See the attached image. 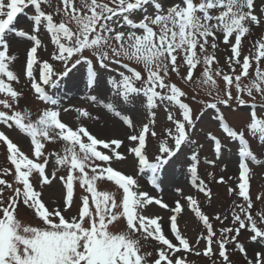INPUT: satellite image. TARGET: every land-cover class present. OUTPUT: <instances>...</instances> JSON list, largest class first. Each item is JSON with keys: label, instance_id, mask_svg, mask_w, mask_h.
I'll list each match as a JSON object with an SVG mask.
<instances>
[{"label": "snow or ice", "instance_id": "obj_1", "mask_svg": "<svg viewBox=\"0 0 264 264\" xmlns=\"http://www.w3.org/2000/svg\"><path fill=\"white\" fill-rule=\"evenodd\" d=\"M28 10H31L26 16L30 27L24 30L17 22ZM252 26H264V6L257 0H0V94L5 97L0 99V106L7 110H0V125L8 129L15 126L29 137L34 157L29 158L17 143L0 131V143L6 146V158L14 166V169H3L4 177L13 176L12 182L0 178V264H189L182 255L189 252L208 257L211 264H217V259L222 264H231L226 247L229 244L244 256L246 264H264V213L256 214L258 226L251 211L253 201L247 163L250 160L259 165L261 161L250 150L246 139L247 133L264 145V40L254 43L250 55H243L241 48L242 39L250 34ZM41 32L48 35L54 46L49 60L38 58ZM12 40L29 43L23 74L30 90L45 105L35 120L30 112L15 110L23 93L12 83L20 82L19 75L11 68L17 60L10 51ZM221 43L230 47L228 72L214 67L218 64L215 52ZM55 62H59L60 71L56 70ZM198 66H202V71L200 77L194 79ZM81 69L86 70L89 89L94 88L102 71L108 74L106 83L113 102L98 101L96 95H89L87 99L118 117L134 132L132 118L123 115L122 109L136 100L144 104L149 121L141 124L138 133L127 137L137 142L127 151L137 160L140 173L151 172L153 187L158 172L182 146L196 143L190 139V133L195 130L197 121L209 111L214 114L223 133L240 145L238 191L228 189L229 195L235 194L243 201L233 202L230 215L235 227L222 228L217 239L209 216L201 212L196 199L185 196L182 199L187 201L186 206L206 229V235L190 242L177 226V217L183 211L180 199L170 207L147 192L133 190L138 187L137 180L111 166L113 160L126 159L118 151L123 141L97 139L86 127L73 130L61 121V111L69 109H60L59 102L48 94L45 86L55 89L61 80ZM172 74L185 85L193 86V91L205 89L210 100L198 101L204 106L198 115L185 102L188 93L171 82ZM217 78L222 79L223 88ZM198 95L191 99L197 100ZM233 104L237 107L250 104L245 129L236 130L226 121L220 105L228 109ZM160 106L174 125V129L166 130L167 137L174 141V148L164 140L159 143L155 162H150L145 154L147 137L158 135L150 130V125L155 124L153 110ZM74 111L79 114L77 119L90 116L83 108ZM175 111L182 119L175 117ZM93 118L100 119L99 116ZM207 139L214 143L218 159L221 141L211 133L207 134ZM57 140L64 142L63 154L52 152L50 155L55 156L54 167L62 166L66 171V175L59 177L56 172L46 173L49 159L43 151L45 141ZM104 149L109 154H105ZM198 156L196 152L190 156L191 184L211 200V189L198 175ZM206 163L214 166L215 160ZM57 179L65 189V196L58 207L49 208L35 185L43 187ZM103 180L114 182L122 190L121 201L107 191L98 190L97 182ZM216 182L226 183L223 177ZM76 183L87 194L81 197L75 215H65L74 204ZM256 200H262V196L258 195ZM153 204L171 213L169 234L163 231L161 217L151 218L138 211ZM20 205L32 210L36 226L21 222ZM121 218L126 221V230L113 231L110 226H117ZM215 219L223 224L228 216L222 219L217 215ZM241 229L250 231L253 243L262 244L251 257L237 240ZM233 232L235 235L230 236ZM201 239L205 242L202 250L198 248ZM149 240L157 243L155 252L145 250L142 241Z\"/></svg>", "mask_w": 264, "mask_h": 264}, {"label": "rangeland", "instance_id": "obj_2", "mask_svg": "<svg viewBox=\"0 0 264 264\" xmlns=\"http://www.w3.org/2000/svg\"><path fill=\"white\" fill-rule=\"evenodd\" d=\"M258 3H261V6H264V0H257ZM27 14H31V10L25 15L18 17L17 26L24 30H28L30 27V22L27 20ZM40 38L42 40L41 49L38 50V58L41 60H49L50 54L54 50V46L51 44L48 35L44 32H41ZM231 39V38H230ZM258 40H264V26L256 27L252 26V31L248 36L242 39V53L243 55H250L254 51L252 46ZM29 47L27 42H15L11 43V54L17 57V60L11 65L14 73L18 74L20 77V82L17 84L13 83V87L17 91L23 93L22 97L19 100V105L15 110L21 112H30L31 118L35 120L37 118L38 112L40 109L44 108L45 105L40 102L35 96L34 92L30 90V85L28 84L26 77L23 74V65L25 61L26 49ZM212 50L209 48V52ZM215 55L218 58V64H215L214 67H220L224 69L225 72H228L227 68V57L231 55L230 47L228 45L220 44L218 50L215 52ZM255 65H253L254 68ZM55 67L57 71H60L59 62H55ZM264 67V63H262ZM137 70H141L137 67ZM186 69H182V72H185ZM202 71V66H198L194 73V79L200 77ZM240 71L237 67V73ZM253 72V69H250V73ZM107 76L105 72H101L95 86L92 89H89L86 80V70L81 69L80 71H74L67 78L59 82V87L53 89L49 86L46 87L48 94L55 98L59 102V108L63 109L67 107L68 112L61 111L60 119L62 122L66 123L73 130H76L80 126H84L88 131L94 135L97 139L104 141H110L112 139H119L123 141V144L118 151L123 153L126 156V159L123 161L111 162V166L120 171L122 174L132 176L138 182V187L133 190L147 192L150 196L161 199L164 203L168 204L170 207H174L176 200L180 199L183 207V211L177 217V226L181 231L182 235L189 239L190 242H195L198 238L206 235V229L204 228L202 222L196 217L195 213L191 208L187 207V201L183 200L182 197L192 196L197 200V206L200 208L201 212L205 215H208L210 222L213 225L214 231L217 233V239L220 238V231L224 227H235L231 223V210L234 207L233 202H243L242 198H238L235 194L229 195V187L233 188L235 191H238V175H239V164L241 162V157L239 156V142L232 141L228 138L221 128L219 127L218 121L215 119L214 114L209 111L200 120L197 121V126L194 131L190 133V139L195 140V144H187L182 146L180 152L177 153L170 161L168 165H165L157 174L156 177V186L153 187L151 180V172L145 170L144 173L139 172V166L137 160L134 156L128 153L127 149L136 145L137 142L129 141L127 137L131 134H136L140 130L142 123H147L149 121L148 112L145 109L143 103L139 100L133 101L130 104H127L122 109V114L128 117H131L135 127V132L133 129L128 128L124 125L123 121L120 120L115 115L108 113L106 109L100 107L98 104H91L87 97L89 95H96L98 101L113 102V97L109 94L110 88L107 85ZM246 82V78H244ZM171 82L177 84L178 87H181L183 91L188 93V98H185V102L189 103L190 107L193 109L195 115H198L199 112L203 109V105L199 103V100H210L207 97L205 89L199 88L196 91H193V86L185 85L181 80H179L174 74L171 76ZM217 82L221 88H223V81L221 78H217ZM197 96V100H192L191 96ZM235 89L233 88V95H235ZM3 94H0V99H4ZM246 99L247 98L245 97ZM142 99V98H140ZM52 107L51 105H47ZM114 107H119V105L114 104ZM221 109L224 110L226 121L230 127H233L236 130L245 129L246 124L248 123L249 117L248 112L250 110V104L242 105L237 107L235 104L231 108L225 109L223 105H220ZM75 108H83L89 111L90 116L77 117L79 114L74 111ZM0 110L3 109L0 106ZM171 110V109H170ZM155 115V124L150 125V130L157 132V137L153 138L149 134L147 137V147L145 149V154L150 162H155V156L159 154V143L167 140L169 147L174 148V141L171 138L167 137L166 130L169 128L174 129V125L167 120L168 113L164 110L163 106H160L154 109ZM106 115H103V113ZM174 115L177 119H182L178 111L174 112ZM99 116L100 119L96 120L93 117ZM107 119L115 121L118 126H120L124 132L118 131L117 127H114ZM0 131H4L18 147L29 156L33 158L32 152L30 150V138L25 134L21 133L18 129L13 126L12 129H8L4 125H0ZM211 133L215 135L222 145L221 153L217 159L216 153L214 151V143L207 139V134ZM86 141V138H84ZM246 139L249 141L250 150L254 155L261 161L259 165L254 164L252 161H247L249 166V183H250V197L253 201L252 214L255 219L258 221L259 217L256 215L259 213H264V145L259 144L258 140L251 138L246 133ZM44 154L49 159V164L46 167V173L56 172L57 177L61 175H66V171L62 166H55V156L50 155L52 152H58L63 154L64 142L57 140L56 142H47L45 141ZM114 147V145H113ZM105 154H109L107 149L103 150ZM193 152L199 154V166H198V175L203 179L206 185L211 189L212 199L209 200L203 193H199L198 190L192 186L190 173L188 168L190 166V156ZM208 160H215V165H209L206 163ZM103 164V162H97ZM8 167L14 169V166L10 165V162L6 158V146L0 143V178H5L9 182L13 181V176L10 174L7 177L3 176V169ZM91 174V173H90ZM35 175V174H34ZM223 177L226 183H217L216 181ZM232 179H229V178ZM36 189L41 192L42 199L45 202L46 206L49 208L58 207L64 199L65 189L62 186V183L57 179L54 180L50 185L41 187L39 184H36ZM98 190L107 191L110 194H113L115 199L119 202L122 200V190L118 189V186L114 182H109L106 180L97 182ZM179 190V191H178ZM8 193L6 192L5 195ZM87 193L84 192L76 183L74 189V204L70 209V213L65 215L72 214L75 215L77 208L80 204V199L83 195ZM258 195L262 196V200H256ZM150 209V210H149ZM140 214L145 216L155 218L161 217L162 219L159 222L163 226V231L166 234L170 233V215L168 209H162L158 205H148L143 210H138ZM217 215H220L223 219L224 216H228V219L224 220V223L221 224L215 219ZM18 218L24 224H30L32 226L37 225V220L35 219L32 210L28 209L24 205H20L18 209ZM113 231H125L126 230V221L121 218L117 226H110ZM235 235V233L229 234ZM250 231L247 229H241L240 236L237 237L238 242L242 243L245 246V249L251 257L255 251H259L262 247V244L259 242L253 243L250 239ZM170 239H173L174 243L177 241L174 240V237L169 235ZM145 245L146 251L155 252L157 249V243L155 241H142ZM205 247V242L201 239V243L198 245V248L202 250ZM214 249L217 247L213 246ZM229 252V257L231 264H246L244 256L239 253L238 250H234L233 245L229 244L226 246ZM180 255V254H178ZM186 257L189 264H211V260L208 257H204L202 254L197 256L194 252L183 253ZM218 255V254H217ZM155 256H153V259ZM217 264H222V262L217 259Z\"/></svg>", "mask_w": 264, "mask_h": 264}, {"label": "bare ground", "instance_id": "obj_3", "mask_svg": "<svg viewBox=\"0 0 264 264\" xmlns=\"http://www.w3.org/2000/svg\"><path fill=\"white\" fill-rule=\"evenodd\" d=\"M10 39H11V38H10ZM12 41L20 42V41H18V40H12ZM22 43H23V42H22ZM102 113H103V112H102ZM103 115H106V113H105V114L103 113ZM107 121H109V123H111L114 127H117V128H118V131H120V132H124L123 129H122L120 126H118V124H116L115 121H112V120H110V119H107Z\"/></svg>", "mask_w": 264, "mask_h": 264}]
</instances>
